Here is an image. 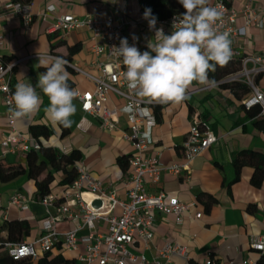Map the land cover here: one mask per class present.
<instances>
[{
  "label": "crops",
  "instance_id": "obj_1",
  "mask_svg": "<svg viewBox=\"0 0 264 264\" xmlns=\"http://www.w3.org/2000/svg\"><path fill=\"white\" fill-rule=\"evenodd\" d=\"M10 1L0 0V58L5 61L20 60L12 75L14 90L18 82L31 83L42 97L38 111L30 118L17 120V128L27 135H33V126L49 127L52 134L39 138L43 145L66 153L79 150L82 158L78 165L115 190L120 198L127 199L126 181L133 168L129 164L124 170L120 159L131 158L136 151L132 143L123 137L124 131L129 129L127 117L121 114L117 128H103L99 118L82 110L81 101L76 97L73 101L76 112L70 117L71 126L64 134L62 124H54L48 118L46 109L49 100L37 87V81L39 74L45 71L39 57L47 59L43 55L50 53L57 54L91 75L100 74L95 62L103 61L105 57L97 58L92 53L93 41L89 30L78 28L67 33H48L47 29L56 16L65 13L85 16L100 8L107 16L128 21L125 33L138 36L136 46L141 52L149 50L147 44L153 39L155 29H149L140 1L33 0L30 6L34 20L29 26L8 7ZM50 4L56 6V11L44 16L46 6ZM246 4H250L257 11L259 19L264 20V0H230V6L236 11L242 10ZM245 22V16L240 14L237 25L243 26ZM237 47L245 54L264 52V27L252 23L247 27L246 35L237 38ZM66 67L71 74L68 81L77 93L95 89V83L86 74L70 65ZM259 74L255 77L256 84L264 90V72ZM250 94L244 95V99ZM124 104V99L114 93L109 94V107H123ZM197 114L210 124L218 137L217 141L194 160L189 175L183 173L177 176L164 171L158 183H147L151 193L164 190L169 197H177L193 205L183 214L181 223L176 222L173 213L153 211L156 217L154 239L148 246L137 240L133 250L153 258L167 244L178 243L187 247V254H173L168 264H210L214 260L220 264H258L261 253L251 247L250 240L252 235L264 233V179L260 186L253 185L251 178L254 167L244 165L238 172L235 159L242 151L264 154V132L254 125V119L241 99L219 85L194 82L188 88L184 102L161 106L153 129L154 143L146 154L159 156L166 166L182 163L183 143ZM6 133L8 110L0 93V164L25 165L27 153H12L2 148L1 141ZM46 175L47 172L40 179ZM61 178L62 173L56 172L51 193L57 199L63 197L64 202L66 193L72 189L60 185ZM16 192L23 193L30 200L28 210L23 211L10 203ZM39 198L35 181L27 173L9 182L0 180V239H8L9 235L2 228L3 223L15 219L27 220L30 225V233L24 236L23 241L34 242L39 237L47 212ZM51 212L56 213V208L51 207ZM120 212L121 209L117 208L116 213ZM75 226L76 221L65 220L59 223L58 229L67 231ZM61 250L66 257L78 258L79 251L63 247ZM40 254L43 252L40 251Z\"/></svg>",
  "mask_w": 264,
  "mask_h": 264
},
{
  "label": "built area",
  "instance_id": "obj_2",
  "mask_svg": "<svg viewBox=\"0 0 264 264\" xmlns=\"http://www.w3.org/2000/svg\"><path fill=\"white\" fill-rule=\"evenodd\" d=\"M208 6L219 7L223 11L218 31L229 32L232 57L241 58V69L222 82L240 80L247 83L250 95L243 101L246 107L261 106L264 115V90L256 84V75L264 72V52L245 54L237 47V38L245 36L247 27L252 23L263 28L264 20L259 19L257 11L250 4L236 11L224 0H211ZM8 7L12 8L29 26L34 20L30 4L11 0ZM56 11V6H46L44 16ZM242 14L246 18L245 25L238 26L237 18ZM174 16L169 19L157 20L156 28H163L165 34L172 32ZM126 20H117L107 16L99 8L85 16L65 13L56 16L55 21L47 29L48 33L61 31L70 32L74 29L85 28L91 32L93 41L91 51L97 57L96 67L100 74L91 75L68 61V65L86 74L94 83L95 89L78 93L81 108L85 113L101 120V126L106 129L118 127L120 116L124 114L129 122V129L123 137L132 143L135 153L130 159L133 171L126 181L127 199L120 198L115 190L108 188L102 180L95 179L82 166H78L79 177L70 186L64 202L57 204V197L50 193L40 196L39 201L46 208V216L42 223V232L34 242L11 241L0 239V248L13 259L30 257L37 259L41 252L51 251L56 244H61L67 250L79 251V264H168L173 254L186 255L187 247L178 243H169L158 251L157 256L149 258L144 252L137 253L133 245L137 240L148 246L154 239L156 217L153 211L173 213L176 222L183 221V214L193 205L181 201L177 197H169L166 191L151 193L147 188L148 181L158 183L164 171L173 175L187 174L192 170L194 160L218 139L207 121L200 119L197 114L192 121L187 137L183 143L182 163L164 165L159 156L147 155V149L154 143L153 129L157 124V116L153 111L155 103H148L145 98L137 96L128 87L125 79L126 66L123 58L115 48L120 46L121 38H127L129 45H137L138 36L126 34ZM136 37V39H134ZM137 47V46H136ZM43 56L56 57L50 53ZM60 57V56H58ZM66 60V59H65ZM20 60L4 62L0 58V93L8 110V133L1 141V146L12 153H27L32 149L42 148V142L33 135H27L17 128V120L11 117L12 107V75ZM215 83V85H219ZM114 93L125 100L123 107H109V94ZM91 193L87 199L84 195ZM100 200L101 206L95 207L94 201ZM30 200L21 192H16L10 203L21 210L29 209ZM56 208V213L51 212ZM120 208L121 212L116 213ZM65 220L76 221V226L67 231H60L58 225ZM105 227H104V226ZM251 247L264 252V233L252 235ZM83 247V250H81ZM210 264H220L214 260Z\"/></svg>",
  "mask_w": 264,
  "mask_h": 264
},
{
  "label": "clouds",
  "instance_id": "obj_3",
  "mask_svg": "<svg viewBox=\"0 0 264 264\" xmlns=\"http://www.w3.org/2000/svg\"><path fill=\"white\" fill-rule=\"evenodd\" d=\"M185 9L174 18L172 32L165 34L156 28V17L150 8L145 9L144 19L155 35L147 44L149 50L141 52L121 38L115 48L126 66L125 79L135 94L148 103L180 104L187 99V90L194 83L215 86L209 72L217 65L227 64L233 53L229 32L218 31L223 11L209 5V0H178ZM136 39V37H134ZM45 69L38 76L37 87L48 97V118L54 124L71 126L76 107L73 103L77 91L70 87L71 74L68 61L62 57H39ZM42 97L31 83L18 82L12 95L9 111L16 120L30 118L41 105Z\"/></svg>",
  "mask_w": 264,
  "mask_h": 264
},
{
  "label": "trees",
  "instance_id": "obj_4",
  "mask_svg": "<svg viewBox=\"0 0 264 264\" xmlns=\"http://www.w3.org/2000/svg\"><path fill=\"white\" fill-rule=\"evenodd\" d=\"M26 4H31L33 0H14ZM143 11L150 8L152 15L157 20L169 19L177 15L184 13L185 9L178 2V0H139ZM211 0H209L210 2ZM230 5V0H224ZM4 62L5 61L2 59ZM241 69V58L231 57L230 61L223 65H217L214 71L209 72V79L214 80L216 83L221 82L219 86L224 89H229L236 98L244 101V95L251 91L250 86L240 80H233L222 82L229 76L237 73ZM261 74L258 75V77ZM71 87V83L68 81ZM13 92H15L12 87ZM250 117L254 119V125L264 132V115L261 113V106L255 105L246 107ZM161 104H154L153 111L156 116H159ZM63 133L68 132V127L62 125ZM33 136L38 139L40 136L49 137L52 134V129L47 126H33ZM82 158V154L79 150H74L70 153H66L58 148L52 146L43 145L40 149H32L26 154V164L21 163L16 165L3 166L0 164V180L3 182H9L16 179L19 176L27 173L29 178L35 181L37 192L40 196L48 195L52 192L51 185L55 180V173H62L60 179V185L70 188L73 182L79 177L78 163ZM131 158H121L120 164L125 170L130 164ZM235 164L238 172L244 165H252L254 167V173L251 178V182L255 186H260L264 179V154H260L254 151H242L235 159ZM47 172V175L40 179V177ZM63 197L58 199L57 204L62 202ZM3 229H6L9 233L8 240L21 242L24 236L30 233V225L27 220L15 219L11 221H5L2 225ZM56 248V251H55ZM62 245L56 244L55 247L48 252L39 254L37 259L30 257L13 259L11 256L3 253L0 254V264H79L77 258L66 257L63 253ZM261 257L258 264H264V252H260Z\"/></svg>",
  "mask_w": 264,
  "mask_h": 264
},
{
  "label": "water",
  "instance_id": "obj_5",
  "mask_svg": "<svg viewBox=\"0 0 264 264\" xmlns=\"http://www.w3.org/2000/svg\"><path fill=\"white\" fill-rule=\"evenodd\" d=\"M95 207H100L101 206V201L100 200H96L94 201V204H93Z\"/></svg>",
  "mask_w": 264,
  "mask_h": 264
},
{
  "label": "bare ground",
  "instance_id": "obj_6",
  "mask_svg": "<svg viewBox=\"0 0 264 264\" xmlns=\"http://www.w3.org/2000/svg\"><path fill=\"white\" fill-rule=\"evenodd\" d=\"M86 198H90L92 195L91 194H85L84 195Z\"/></svg>",
  "mask_w": 264,
  "mask_h": 264
},
{
  "label": "rangeland",
  "instance_id": "obj_7",
  "mask_svg": "<svg viewBox=\"0 0 264 264\" xmlns=\"http://www.w3.org/2000/svg\"><path fill=\"white\" fill-rule=\"evenodd\" d=\"M3 252H4V249L3 248H0V254H2Z\"/></svg>",
  "mask_w": 264,
  "mask_h": 264
}]
</instances>
